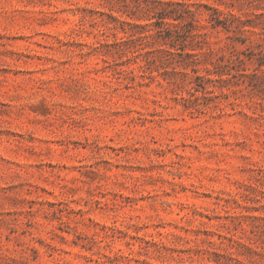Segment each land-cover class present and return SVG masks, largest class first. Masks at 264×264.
Wrapping results in <instances>:
<instances>
[{"label": "rangeland", "instance_id": "rangeland-1", "mask_svg": "<svg viewBox=\"0 0 264 264\" xmlns=\"http://www.w3.org/2000/svg\"><path fill=\"white\" fill-rule=\"evenodd\" d=\"M178 1L197 74L156 0H0V264H264V0Z\"/></svg>", "mask_w": 264, "mask_h": 264}, {"label": "trees", "instance_id": "trees-1", "mask_svg": "<svg viewBox=\"0 0 264 264\" xmlns=\"http://www.w3.org/2000/svg\"><path fill=\"white\" fill-rule=\"evenodd\" d=\"M196 1H199V3H197V6L204 7L208 11V24L212 28L223 27L226 30H230V28L233 26L232 23L238 19L231 12L225 13L219 8H217L214 5L217 3L216 0ZM156 3H158V5H160L163 9L160 13L157 14V21L154 24V27L158 29L156 35V42L159 43L161 46H167L168 49L160 48L157 50V52H146V54L143 55L145 62L147 64L151 62H162L163 58L165 57H176L178 55L183 59H190L191 61H188L187 65L185 66V69L191 67L192 72L197 74L198 70L197 68L195 69V66L198 64V55L192 53L195 52L196 49H191V52H187V50L185 49L186 46L184 45L185 41L192 34L193 30L196 29V20L193 18L194 12L191 10V6L193 4H188L186 2L180 1L175 2V0H156ZM185 15H190L192 17V20L186 24H182L181 21L185 18ZM168 20L174 21L177 24L168 23ZM146 27L148 28V26ZM149 37H147V39ZM238 60H240V58H238ZM162 64H164V62H162ZM263 64L264 63L261 62V66ZM140 68L143 69L144 66H140ZM126 72L132 75V81L136 79L134 70L130 69ZM194 80L197 82H204L206 78H204V76L197 75L196 77H194ZM202 85H204V83Z\"/></svg>", "mask_w": 264, "mask_h": 264}]
</instances>
